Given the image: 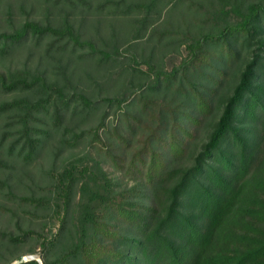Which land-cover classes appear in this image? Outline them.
<instances>
[{
    "label": "trees",
    "instance_id": "obj_1",
    "mask_svg": "<svg viewBox=\"0 0 264 264\" xmlns=\"http://www.w3.org/2000/svg\"><path fill=\"white\" fill-rule=\"evenodd\" d=\"M44 1L60 6V21L26 18L0 30V55L49 38V55L70 49L91 67L79 81L83 89L67 79L69 63L57 80L26 67L0 72V90L16 93L0 101V170L16 159L31 163L52 130L62 132L54 160L86 138L103 155L90 149L66 159L47 171L50 181L39 193L17 194L0 179L27 223L16 217L18 232L0 235L13 244L34 241L0 264H264V0ZM182 6L191 12V40L166 70L167 51L178 50L183 39L158 21ZM80 8L99 17L119 14L131 22L130 33L119 34L117 26L109 39L83 38L72 20ZM211 62L219 74L231 73L221 91V81L202 91L193 82L198 78L189 77ZM186 97L198 113L182 109ZM134 103L151 111L153 123L135 146L106 122L111 108L127 118ZM99 108L87 128L65 125L68 111L85 120ZM201 116L211 121L198 143ZM124 124L135 131L131 121ZM27 253L34 258L22 260Z\"/></svg>",
    "mask_w": 264,
    "mask_h": 264
},
{
    "label": "rangeland",
    "instance_id": "obj_2",
    "mask_svg": "<svg viewBox=\"0 0 264 264\" xmlns=\"http://www.w3.org/2000/svg\"><path fill=\"white\" fill-rule=\"evenodd\" d=\"M7 10L12 11V17L7 16ZM183 12H186V14ZM187 12L188 11H186L182 6L176 10L170 12L167 11L164 19L158 21V23L162 25L161 27L168 29L174 27L175 31L171 33L172 36L177 40L179 38L183 39L182 43H180V46L178 47V50H174L173 52L172 50L167 51L170 54H166L167 59L164 61V67L166 70H171L173 66L179 63L180 56L186 53L185 46L187 45L188 41L191 40V33L189 31L191 27L188 25V20L191 19V12H189V14H187ZM167 13L170 14L167 16ZM62 15L63 13L60 6L53 7L50 3L44 0H0V30L3 31L11 30L26 18L36 19L42 22H45L48 18H50L54 23L57 24V22L60 21V17ZM85 15H87L86 18H84ZM185 15H189V17ZM161 16L163 17L164 15ZM99 19L101 20L99 21ZM124 19L126 18L119 14L115 16L103 14L99 17L94 15L93 12H83V8L75 10L72 13V20L76 24V27H78L83 38H94L98 41L103 40V38L109 39V36L112 34V29L114 27L116 28L117 26L119 29V34L121 33L128 35V33H130L131 22L125 21ZM195 19L196 18H194V20ZM48 40L49 38H46L39 44H36V42L33 40H28L23 42L20 45L21 47H17V49H15L11 55H0V72H6L10 68L13 69L26 67L32 71L37 69L45 70L47 71L50 80H57V75L59 74L60 68H63L67 65V63H69V69L66 71L69 77L67 79H69L70 83L73 85L78 83V85L83 89V84L79 81L83 79L85 72L84 69L91 67L90 62H83V59L79 58L78 54L73 55L70 49H66L59 55H49L47 52H45V46L47 45ZM81 51H83V49ZM81 51H79V53ZM146 51L149 50L146 49ZM210 65L211 66L204 67L203 69L199 68L198 73L192 72L189 77L198 78L196 82L193 80L192 81L196 83L198 88H200L202 91H204L203 88H206L208 84L211 87L214 84H217L218 86L219 82L217 81H221V86L219 87V90L221 91L223 82L227 80L226 78H229L228 75L231 76V73L227 72V74H219L212 62ZM141 66L147 68L145 63L141 64ZM215 70L219 75H217ZM59 77V83L64 84L65 81L63 80V76L59 75ZM175 87L176 84L174 88ZM90 90H92V86L90 87ZM173 90L175 89L169 91V97L171 98L175 96ZM15 95V92H4L3 90H0V101L9 100ZM179 98H181V95ZM187 100V97L181 99L183 107L182 109L193 114L198 113L196 108L192 106V104H190ZM142 109V104H131V106L127 109V115L129 116L126 118V115H121V112L118 113V115L115 114L114 110L111 108L110 114L106 119L107 125H110L111 127L109 129H113L116 125H118L119 129L122 130L120 132L123 134V136L131 138V145L135 146L137 139L142 137L147 126L153 124L151 121L152 117H150L151 111L146 110L144 112ZM102 112V108H99L97 112L92 113L88 118L83 120V114L79 116L80 113H77L76 115L72 116L71 111H68L65 116V125H77L81 128H87L88 126L94 124V122H97V119ZM6 118L8 117L4 116L2 120L4 121ZM136 118L138 120H136ZM41 119L43 121H40L39 123L42 122L43 125L46 124L47 118L42 117ZM127 120L131 121V125L133 126L132 128H135V131L132 133L126 129L127 126L124 124ZM210 121L211 119L209 116H201V123L196 129H194V138L197 137L196 142L200 143L202 139H205ZM60 131L61 130H52V136H50L51 139L49 140L48 144L39 151V154L31 163L24 164L20 159L11 161L12 164L10 168L0 170V179L7 180V182L11 185L12 190L17 194H30L32 192L39 193L44 187L48 185L50 181V176L47 171L51 168H61L63 161L66 159L80 156L90 149L92 150V153L96 154L98 157L103 155L99 154L96 149L93 148L94 145H91L89 140L86 138L81 140L73 149H66L63 151L58 159L56 158V160H54V152L59 148L60 139L62 137V132ZM103 136L105 140H109L105 133H103ZM103 160H105L103 162L105 169L112 176L118 177V175L121 174V172L116 169L107 158L103 157ZM5 207L13 209L14 214H11L8 210H6ZM24 213L25 211L23 210V207L18 204L17 201H14L12 197H9L4 189L0 188V230L18 232L15 226L16 217H18L19 222H21L22 225L26 227L27 223H25V220H23L25 215ZM33 245L34 241L32 239L24 240L19 244H13L8 239L3 238L0 235V263L15 253L27 252V250ZM30 256L31 254L27 253L22 256V259L24 257L29 258Z\"/></svg>",
    "mask_w": 264,
    "mask_h": 264
},
{
    "label": "water",
    "instance_id": "obj_3",
    "mask_svg": "<svg viewBox=\"0 0 264 264\" xmlns=\"http://www.w3.org/2000/svg\"><path fill=\"white\" fill-rule=\"evenodd\" d=\"M31 258H34V257L31 256ZM26 259H27V258L24 257L22 260H26ZM40 261H41V260H40ZM19 262H20V261H16V262H14L13 264H17V263H19Z\"/></svg>",
    "mask_w": 264,
    "mask_h": 264
}]
</instances>
